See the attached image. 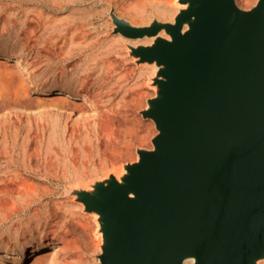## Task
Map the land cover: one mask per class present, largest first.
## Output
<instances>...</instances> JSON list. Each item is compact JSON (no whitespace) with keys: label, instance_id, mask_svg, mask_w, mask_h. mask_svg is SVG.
Segmentation results:
<instances>
[{"label":"water","instance_id":"water-1","mask_svg":"<svg viewBox=\"0 0 264 264\" xmlns=\"http://www.w3.org/2000/svg\"><path fill=\"white\" fill-rule=\"evenodd\" d=\"M179 5L172 23L154 17L134 26L111 13L115 33L153 39L128 48L138 65L158 66L156 97L141 112L158 134L120 177L69 193L99 217L97 264L264 258V0L250 10L235 0ZM19 61L0 57L3 120L60 101L32 91Z\"/></svg>","mask_w":264,"mask_h":264},{"label":"rangeland","instance_id":"rangeland-1","mask_svg":"<svg viewBox=\"0 0 264 264\" xmlns=\"http://www.w3.org/2000/svg\"><path fill=\"white\" fill-rule=\"evenodd\" d=\"M51 1L0 0V57H17L23 62L29 69L27 81L32 91H62L57 96L60 100L75 99L93 112L92 102L99 100L106 110L121 96L93 86L95 76L102 71L93 76L92 68L113 65L117 76L126 74L137 81L144 95L129 117L135 121L134 132L123 138L111 128L103 130L106 146H98V126L94 123L81 126V131L71 137L58 128L53 149L67 161L66 178L52 168L46 169L42 160L37 167L33 151L37 148L44 156L42 143L35 138L36 122L28 119L30 116L10 114L0 119V264H39L35 261L38 251L48 261L53 259V264L76 260L78 255L83 264H97L102 245L99 217L86 213L69 193L80 184L86 186L111 174L120 177L125 165L138 160V149L153 150L152 140L158 134L154 122L141 114L148 101L156 97L152 77L157 69L138 65L128 48L149 45L152 40H129L115 33L111 13L134 26H146L157 14L155 8L177 12L179 0ZM258 1L235 0L243 10L254 8ZM108 43L107 51L103 48ZM98 50L103 55L91 62ZM76 77L78 82L73 80ZM88 91V100L77 95ZM54 116L63 125L65 115ZM79 165L81 177L74 179L73 169Z\"/></svg>","mask_w":264,"mask_h":264},{"label":"bare ground","instance_id":"bare-ground-1","mask_svg":"<svg viewBox=\"0 0 264 264\" xmlns=\"http://www.w3.org/2000/svg\"><path fill=\"white\" fill-rule=\"evenodd\" d=\"M62 1L63 0H52L51 3L59 4ZM245 1L247 3L250 2V0H245ZM154 12L157 13L154 14V16L158 18L160 21L172 23L178 13V10L177 12H175L173 10L171 11L165 8L162 9L155 8ZM160 35L165 36L166 34L164 31H162L160 32ZM145 39L148 38H144L143 40ZM151 40L153 41V39ZM111 43H108L103 49L109 48ZM100 55H103V51L99 52L98 50L97 52H95V54L92 55V58H90L89 60L93 62ZM153 65L156 67L158 71V66L155 64H152L151 66ZM92 71H93L92 74L93 76L96 75L97 71L99 73L102 71L100 75L95 76V80H97V82H94L93 86L97 85L98 88L101 90L106 88L112 94H119L121 98L118 103L116 104L110 103L107 109L105 110L100 106L101 101L99 100L93 101L92 105L95 108L93 112L91 108H89L87 105L83 103H78L73 100L71 101L54 100V102L51 103V105L49 106L41 104L32 107L31 110L35 111L33 113L34 117L30 116V118H28V119H33V121L36 122L37 132H35V138L37 139V142L40 141V144L42 143L41 151L43 152L44 157H42V154H39L37 148L35 149V151H33L34 157L37 161L36 164L37 167L39 162L42 160L43 163L45 164L46 169L52 168L62 178H66L68 176V171H67L68 165H67V161L65 159H60L58 153L55 152L53 149V144L55 143L53 135L57 132L58 128L62 129L68 136L71 137L73 136L74 133L76 132L78 133L81 131L80 129L81 126L87 124L91 125L94 123L98 126V131L96 130L97 134L95 135L97 137V142L99 147H101L102 145L106 146L107 145L106 142L108 141L107 139H106L107 141H105L103 135L101 136L102 132H104L103 130L111 128V131L117 132L120 136H123V138H125L126 135L130 134V132L132 131L134 132L135 121L133 122V120H130L129 117L132 116V113L135 111V108H137L140 105L139 100L144 95V93H141L140 89H138L139 83L137 81L133 82L134 79L127 77L126 74L117 76L113 65H108L103 68L99 67L98 65L97 66L95 65V67L92 68ZM73 80L75 82L79 81L77 77L73 78ZM61 93L63 92L62 91L52 92L53 95L61 94ZM77 95L79 96L80 99H85V100H88L91 97L90 91L83 92ZM55 114L58 116H62L63 114L65 115V121L63 125L61 124V120L58 117L54 116ZM80 135H84V133L83 134L80 133ZM102 153L105 155L104 151H102ZM89 157H92V153H90ZM81 168H82L81 165H79L78 167H75L73 169L72 176L74 177V179L79 178V176L81 175L83 171ZM18 177L19 175L16 176V179H18ZM83 185L84 184H80L79 187L82 188L86 187ZM71 192L73 193L74 190L72 189ZM41 253L43 252L41 251L37 252V255L39 256L36 257L35 259L36 262L38 261L39 264H53V259H50L48 261L49 258L47 259L45 256L40 255ZM7 256L8 255H6V257ZM76 258H77L76 260H72V261H67L63 259L59 263L60 264L84 263L83 258L80 255L76 256ZM263 260L264 258L260 260L258 264H260V262Z\"/></svg>","mask_w":264,"mask_h":264}]
</instances>
